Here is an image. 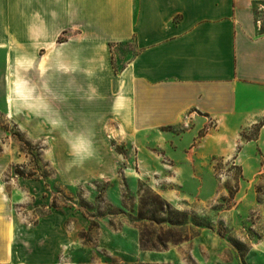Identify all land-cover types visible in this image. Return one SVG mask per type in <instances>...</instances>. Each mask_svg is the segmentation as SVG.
Segmentation results:
<instances>
[{"label":"crops","instance_id":"0c3cea01","mask_svg":"<svg viewBox=\"0 0 264 264\" xmlns=\"http://www.w3.org/2000/svg\"><path fill=\"white\" fill-rule=\"evenodd\" d=\"M259 3L0 0V264H31L20 258V214L6 189L7 123L22 131L68 122L149 131L200 117L260 124L246 145L264 155Z\"/></svg>","mask_w":264,"mask_h":264},{"label":"rangeland","instance_id":"374dc122","mask_svg":"<svg viewBox=\"0 0 264 264\" xmlns=\"http://www.w3.org/2000/svg\"><path fill=\"white\" fill-rule=\"evenodd\" d=\"M256 10L264 32V3ZM81 125L5 124L21 259L264 264V155L246 145L260 124L219 127L200 117L149 131Z\"/></svg>","mask_w":264,"mask_h":264},{"label":"trees","instance_id":"16d2710c","mask_svg":"<svg viewBox=\"0 0 264 264\" xmlns=\"http://www.w3.org/2000/svg\"><path fill=\"white\" fill-rule=\"evenodd\" d=\"M18 175H20V176H23V174L22 173H20V172H16ZM161 209H163V208H161Z\"/></svg>","mask_w":264,"mask_h":264},{"label":"built area","instance_id":"2783aa9c","mask_svg":"<svg viewBox=\"0 0 264 264\" xmlns=\"http://www.w3.org/2000/svg\"><path fill=\"white\" fill-rule=\"evenodd\" d=\"M258 24H261V20L258 21Z\"/></svg>","mask_w":264,"mask_h":264}]
</instances>
